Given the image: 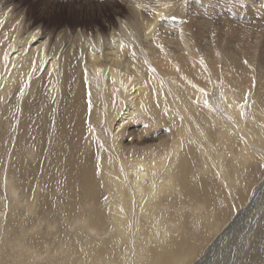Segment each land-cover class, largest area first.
<instances>
[{
  "label": "bare ground",
  "instance_id": "obj_1",
  "mask_svg": "<svg viewBox=\"0 0 264 264\" xmlns=\"http://www.w3.org/2000/svg\"><path fill=\"white\" fill-rule=\"evenodd\" d=\"M20 1L0 0V264H264L262 8L89 0V30Z\"/></svg>",
  "mask_w": 264,
  "mask_h": 264
},
{
  "label": "rangeland",
  "instance_id": "obj_2",
  "mask_svg": "<svg viewBox=\"0 0 264 264\" xmlns=\"http://www.w3.org/2000/svg\"><path fill=\"white\" fill-rule=\"evenodd\" d=\"M20 1V0H19ZM252 7L262 8L264 11V0H245ZM87 2L89 0H74L75 7L71 11H63L62 13L56 11L52 7L51 0H21L18 6V10L25 12L28 15L29 19L35 22V24H44L51 25L53 22L61 23L68 22L72 26H82L86 25L89 30H92L93 24L97 21L96 16L92 13L91 10L87 7ZM27 10V11H26ZM261 13V12H260ZM262 14V13H261ZM264 15V12H263ZM264 206V187L258 195L257 200L255 201L253 210H258L259 207ZM256 214L252 217L249 213L243 218V226H247L249 222L253 224L256 221ZM252 220V221H251ZM249 229V228H248ZM242 234L244 235L245 228ZM233 232L231 235H234ZM237 235H240L239 233ZM247 235V234H246Z\"/></svg>",
  "mask_w": 264,
  "mask_h": 264
},
{
  "label": "snow or ice",
  "instance_id": "obj_3",
  "mask_svg": "<svg viewBox=\"0 0 264 264\" xmlns=\"http://www.w3.org/2000/svg\"><path fill=\"white\" fill-rule=\"evenodd\" d=\"M245 63H247V61H245ZM89 107H91V104H89Z\"/></svg>",
  "mask_w": 264,
  "mask_h": 264
}]
</instances>
